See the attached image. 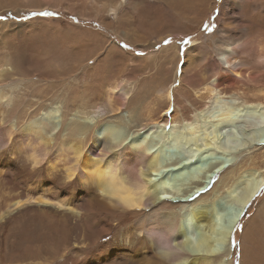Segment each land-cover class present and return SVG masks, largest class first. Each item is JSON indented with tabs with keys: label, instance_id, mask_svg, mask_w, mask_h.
I'll return each instance as SVG.
<instances>
[{
	"label": "rangeland",
	"instance_id": "1",
	"mask_svg": "<svg viewBox=\"0 0 264 264\" xmlns=\"http://www.w3.org/2000/svg\"><path fill=\"white\" fill-rule=\"evenodd\" d=\"M46 1L36 0L39 6L44 4V8L48 7L41 12H52L56 15L34 16L33 13H39L36 11L17 15L8 2L13 6L17 4L26 7L22 1L0 0V17H4L0 19V57L10 48L27 50V55L36 57L35 48H38L43 52L55 54L59 58L61 69L66 66V62L68 64L72 62L69 69L62 71L58 69L56 75L41 73L26 75V80L33 79L30 82L32 84L30 94L27 95L29 101H37L36 93L39 90L42 98L38 97L37 104L45 102L47 105L46 101L50 100L52 105L62 110L63 106L67 105L70 94L75 90L73 85H69L72 76L78 75L79 86L85 83L88 84L89 90L95 87L88 91L89 100L100 98L107 87V81L108 83L113 81L126 91L129 89L128 104L122 108L123 112L111 116L107 114L103 104L97 101V107L94 108L97 115L94 114L87 122L91 126L97 118H101L103 123L110 120L116 122L118 119L125 123V132L132 134L137 127L146 125L147 109H150L156 118L167 111L172 112L170 109L173 112L175 110L178 115L191 117L197 108L204 104L210 106V103H207L210 99H201L196 96V92L218 75H223L230 77L234 82L233 85L227 83V87L229 86L227 103L242 106L245 103L248 105L260 103L264 107V60L259 58L264 52V0H172L170 5L166 0H52L54 2L49 4ZM139 2L140 19L136 18L134 11V5ZM182 2L180 10L175 8V4ZM56 7L58 9H53ZM204 24L213 26L212 32H205ZM161 37L165 39L158 43ZM166 38L171 42L165 44ZM185 39H190V43H182ZM230 42H234L235 58L232 64L235 71L240 73L239 78H233V74L226 70L225 64L220 61V52H223L225 45ZM125 44L128 45L127 48L123 47ZM29 62L32 63L31 59L27 58L26 63L29 65L26 66L31 65ZM56 66L58 67L57 63ZM5 68L11 70L10 66ZM95 70L98 71V75ZM102 75L107 76L105 83L104 78L103 82L101 80ZM15 78L18 80L20 76ZM98 85H102V89ZM19 89L22 90L23 87H18L15 83L4 87L5 92L15 91L16 94ZM168 89L174 103L170 102L168 97H164V92ZM99 91L101 93H98ZM72 118L70 114L68 119ZM235 121L233 126L228 127L229 129H224L223 140L236 138L238 142L243 143L247 135L249 136V130L257 131L264 128L263 120L243 114ZM0 124L1 134L3 123ZM15 148L13 152L18 155ZM167 149L164 150L163 161L167 162L169 167L166 165L165 168H175L177 163L183 162L182 158H188V154L178 148ZM211 156L216 157L206 164L197 165L191 173L182 174L189 177L187 182L185 181L187 184L184 182L169 188L173 187L174 192H186L192 186L194 178L200 179L226 157L221 153H212ZM2 157L0 156V206L26 199L28 196L30 198L31 195L36 200L20 209L11 208L13 211L9 217L0 221V264H83L88 255L96 250L95 247L112 238L115 230L107 235L108 237L103 233L97 234L101 229V221L111 222L104 214L98 213L94 219L86 212L83 215L79 208H75L74 211L61 209L53 204L52 206L39 203L46 202L44 199L49 198L51 201V197H56L52 195L54 191L66 186L67 182L60 179L62 177L55 178L53 184H48L44 181L47 178L45 166L41 167L40 173L30 175L31 166L26 164L24 166L23 163L18 165V168L23 169L19 170L23 171L22 176L20 173L17 174V168L12 167L10 168L12 172H7V165L2 162L6 158L2 160ZM165 157H168L169 161L165 160ZM231 159L233 166L223 173H228L231 177L229 183L251 170L264 172V147L253 148L246 144L242 146V153ZM26 172H31L28 174L31 181L24 188L20 182L21 177L27 175ZM161 179L168 185L172 184L171 180L164 179L163 176ZM36 183L40 184L39 188L33 187ZM227 187L221 183L219 177L210 191L203 193L200 198L209 201L215 195H222ZM224 202L220 199L219 206H227V211L229 207L227 202ZM263 221L264 188L246 208L244 217L233 235L232 241L235 246L230 242L224 247L230 251L232 258L229 260L234 261V264H242L240 247L243 232L249 225L253 230ZM193 224L190 227L194 228ZM91 234H95L96 238H92ZM190 235L189 237L196 241L201 237L197 230ZM258 253L262 255L261 252ZM121 264H129V261L125 260Z\"/></svg>",
	"mask_w": 264,
	"mask_h": 264
},
{
	"label": "bare ground",
	"instance_id": "2",
	"mask_svg": "<svg viewBox=\"0 0 264 264\" xmlns=\"http://www.w3.org/2000/svg\"><path fill=\"white\" fill-rule=\"evenodd\" d=\"M19 1H22L26 7H20L17 4L13 6L11 2H8L17 15L22 12H41L48 9V7H43L44 4L39 6L36 0ZM54 1L46 2L49 4ZM166 2L170 5L172 0H166ZM181 5L183 2L175 4V8L180 10ZM140 7V2L134 5L135 16L138 19H140ZM164 37L159 38L158 43L163 42L161 40H164ZM233 44L234 42H230L225 45L224 51L220 52V61H223L226 70L233 74V78H239L240 73L235 71L233 65L235 58ZM35 49L36 57L27 55V50L11 48L6 49L0 57V123H3L0 134V156H3L2 160L4 157L6 158L2 162L6 163L8 168L5 170L7 172H12L10 169L12 167L17 168V174L20 173L22 176L23 171L19 170L23 169L18 168V165L23 163L24 166L25 164L31 166V174L26 172L27 175L20 176V185L23 187L31 181L28 174L40 173L42 166H45L47 177L43 176L45 178L43 179L48 184H53V180L58 177H62L60 179L67 182L65 187L57 188L54 193L51 191L52 195L56 196L51 197V201L49 198L44 199L46 202L39 203L53 204L61 209L67 208L74 211L75 208H79L83 215L86 212L94 219L98 213L108 216L111 222L101 221V229L99 228L97 234L99 232V235L103 233L107 236L115 230L114 235L95 247L96 250L88 255L83 264H121L125 260L129 261V264H234V261L229 260L232 258L230 251L224 247L230 243V238L231 241L233 240V235L238 227L236 225H240L244 217L241 213L246 212V208L261 192L264 185V172L251 170L231 183H229L231 177L228 173H223L233 166L231 158L242 153V146L248 144L253 148L264 147V144L259 143L264 140V128H258L257 131L249 130V136L247 135L243 143L238 142L236 138L223 140L222 135L224 129L233 126L240 114L261 119L264 123V107L260 103L249 105L245 103L244 106L227 103V92L229 91L227 83L233 85L234 82L230 77L218 75L196 92L197 97L210 99L207 102L210 103V106L204 104L197 108L191 117L178 115L174 110L169 113L167 111L156 118V115L147 109L146 125L137 127L132 134L125 132V123L118 119L116 122L110 120V122L103 123L101 118H97L90 126L87 121L94 117L97 101L103 104L107 114L117 115L128 104L129 89L126 91L120 85H116L117 83L115 84L113 81L108 83L109 81H107V87L104 86L106 89L100 98L89 100L88 91H92L95 87L89 90L88 84L82 83L79 86L78 75H75L71 77L72 82L69 84L73 85L75 90L70 94L69 101L62 110L60 107L52 105L50 100L46 101L47 105L45 102L37 104L38 97L42 98L39 90L36 93L37 101H29L27 95L30 94V88H32L30 82L33 79L26 80V75L36 73L56 75L58 69L61 71L69 69L72 63L66 62V66L61 69L59 58L55 54ZM190 51L191 49H189ZM27 58L32 61V63L29 62L30 66H26ZM259 58L264 60V52ZM7 66H10L11 70L4 69ZM101 71L103 72L102 69ZM94 72L98 75L97 70ZM17 76H20V79L16 80ZM102 78L105 83L107 76L102 75L101 80ZM163 82L166 83V81ZM12 83L18 87L22 86L23 89H19L17 94L15 91L5 92L4 87ZM101 86L99 87L101 88ZM164 94L165 98L168 97L170 102L174 103L169 89ZM90 95L93 96V94ZM31 97L35 96L31 95ZM19 108L21 111L18 112ZM70 114H72V119H68ZM115 133L122 139H130V141L122 151L110 154L103 164L99 157L104 151V144L110 142ZM14 147L18 151V155L13 152ZM169 147L186 152L189 159L191 153L200 152L201 149L206 150L209 154L221 153L226 157L221 159L216 167L212 165L213 168L200 179L191 180L192 186L184 193L174 192L173 187L172 190L169 187L166 188L165 185L168 184L164 180L154 191H149L151 183L155 182L153 173H159L168 166L163 158L164 150ZM165 158L169 161L168 157ZM78 164L83 167L77 168ZM225 165L226 167H224ZM217 168L221 169L219 173L221 183L228 186L222 195H215L209 201L200 198L195 204L183 200L176 201L177 193L182 197L183 195H194L198 188L205 187L214 179L216 180L214 174ZM94 170L104 177L103 181L93 184L86 183V175ZM72 173H80V175L76 181L70 183L67 178ZM202 173L204 172L202 171ZM33 185L34 188L40 187L39 183ZM183 188L185 189V187ZM29 189L31 190V188ZM44 194L48 196L46 193ZM161 196H171L174 199L161 200ZM31 197L1 205L0 221L5 220L13 211L11 208L20 209L36 200ZM220 199L227 202L229 210L226 211L227 206H224L225 208L219 206ZM131 205L139 207H131ZM187 205L194 209L191 220L185 219ZM79 215L81 214L79 213ZM192 223H194V228L190 227ZM250 226L242 235L241 262L242 264H264V221L260 222L253 230ZM196 230L201 235L197 241L189 237ZM91 235H93L92 238H96L95 234ZM2 242L4 243L5 240ZM258 244L262 246L259 247Z\"/></svg>",
	"mask_w": 264,
	"mask_h": 264
},
{
	"label": "snow or ice",
	"instance_id": "3",
	"mask_svg": "<svg viewBox=\"0 0 264 264\" xmlns=\"http://www.w3.org/2000/svg\"><path fill=\"white\" fill-rule=\"evenodd\" d=\"M33 15L34 16H53L56 14L52 13V12H39V13H33ZM0 19H4V17H0ZM212 29H213V26H209L208 24H204L203 30L205 32L210 33V32H212ZM170 42L171 41L169 39H166L164 41L165 44H168ZM182 43L188 44V43H190V39H185L182 41ZM123 47L127 48L128 45L125 44V45H123ZM169 111H173V110L170 109ZM169 128H170V126H169ZM129 141H130V139H122L121 137L118 136L117 133H115L112 136L111 141L106 142L104 144V151L101 153V156L99 157V159L102 161L103 164H105V161L109 157L110 154L118 153V152L122 151L125 148V146L129 143ZM259 143L264 144V140H261ZM200 153H203V156H201ZM211 159H215V157L211 156V154H209L204 149H201L200 152L191 153V159L182 158L183 162L177 163L175 168H163L162 172L153 173V178H154L155 182L151 183V187L149 188V191H154L158 187L159 184L163 183L161 176H163L164 179H169L172 181L171 185H165L166 188L170 187V186H175V185L184 183L185 181L188 180V176L182 175V173H191L192 169L196 168L197 165L206 164ZM34 167H35V165H34ZM81 167H83V166L80 164L77 165V168H81ZM224 167H226V165ZM220 171H221L220 168L216 169V173L214 174L216 179L219 178ZM79 175H80V173H72L67 178L68 182L71 183L74 180L76 181ZM86 177H87V179L85 182L88 184H93V183H96L97 181H103V179H104V177L100 176L99 173H97L95 170L92 173L86 175ZM214 183H215V179L213 181H211L210 183H208L205 187L198 188L195 191L194 195H186V196L181 197L179 195V193H177V196L175 199L177 202H180L181 200H183V201H188V202H192L193 204H195V202L201 197V195L203 193L210 191V189L212 188ZM262 188H264V186H262ZM160 199L161 200H173L174 198L171 196H161ZM131 207H139V206L131 205ZM186 209L187 210L185 212V219L191 220L192 216L194 214V209H192V207L190 205H187ZM244 214L245 213H243V212L241 213V215H244ZM236 226H239V225L237 224ZM154 239H155V237H154ZM230 242L233 244V246H235V243H234V241H231V238H230Z\"/></svg>",
	"mask_w": 264,
	"mask_h": 264
}]
</instances>
